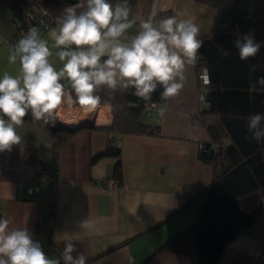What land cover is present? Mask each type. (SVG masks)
<instances>
[{"label":"crops","instance_id":"0c3cea01","mask_svg":"<svg viewBox=\"0 0 264 264\" xmlns=\"http://www.w3.org/2000/svg\"><path fill=\"white\" fill-rule=\"evenodd\" d=\"M18 2L11 6L12 15L26 8L24 0ZM78 2L45 0V6L55 23L63 8ZM109 2L115 5L119 0ZM129 6L130 17L147 19L155 8L156 20L168 16L192 20L200 28L199 38L210 33L217 15L215 8L196 0H129ZM138 30L137 23L127 34L135 35ZM55 31L52 27L40 35L48 41L53 52L50 61L59 69L62 62L56 56ZM12 35L0 36V76L5 72L20 74L19 63L8 59L11 45L18 41L9 46L6 40ZM200 67L203 66L191 70L177 97L154 104V109L144 116L146 123L159 128L158 133L116 135L118 158L102 156L93 160L104 151L108 140L105 130L112 125L107 104H100L91 113L78 106L64 108L55 124L46 127L32 118L24 120L17 128L20 144L10 152L0 153V218L10 219V227H27L45 253L61 262L64 241L71 239L86 256V264H141L149 257L146 264H191L187 256L152 254L161 244L193 226L203 192L212 182L213 166L201 156V150L212 141L213 132L208 129L212 124L204 120L206 116L200 115L208 106L200 104L197 92ZM83 119L92 121L93 127L84 128L60 147L55 146L47 126L75 127ZM214 130L216 140L227 146L228 139L216 127ZM57 158L59 183L55 186L41 180L40 169ZM117 161L119 175L114 173ZM107 179L117 186L108 188L104 184ZM30 184L39 187L34 195L27 192ZM48 204L56 207L52 238L43 233ZM85 221L94 227L85 226ZM219 264H264V217L226 245Z\"/></svg>","mask_w":264,"mask_h":264},{"label":"clouds","instance_id":"9594fccd","mask_svg":"<svg viewBox=\"0 0 264 264\" xmlns=\"http://www.w3.org/2000/svg\"><path fill=\"white\" fill-rule=\"evenodd\" d=\"M130 13L129 0L115 5L109 0H80L63 8L54 33L56 56L62 62L59 69L50 61L53 52L36 27L11 45L8 59L19 63L20 74L0 76V153L20 144L17 128L29 113L34 121L54 125L64 108L78 106L94 112L101 103L96 92L102 86L111 93L131 89L146 103L158 89L165 102L181 93L203 45L199 26L177 16L156 20L155 8L147 19L130 17ZM137 23L138 32L129 36ZM232 43L243 61L256 57L264 46L251 33ZM257 67L251 64L249 71L255 72ZM202 79L207 83V69ZM255 83L264 87V76ZM247 132L250 141L264 140V114L248 117ZM11 224L10 219L0 218V264H61L60 259L45 253L27 227ZM84 225L94 227L90 221ZM61 259L63 264L87 261L71 239L64 241Z\"/></svg>","mask_w":264,"mask_h":264},{"label":"trees","instance_id":"16d2710c","mask_svg":"<svg viewBox=\"0 0 264 264\" xmlns=\"http://www.w3.org/2000/svg\"><path fill=\"white\" fill-rule=\"evenodd\" d=\"M11 1L13 5L19 0ZM196 1L217 10L210 33L200 38L203 45L197 66L205 67L208 73V85L202 95L208 106L200 115L206 116L204 120L219 129L229 144L224 146L217 139L218 153L209 159L206 154L201 155L212 164L214 174L203 192L197 219L193 226L157 247L152 256L164 252L190 257L191 264H219L226 245L264 217V140L246 139L250 135L248 117L264 114V87L255 83L258 77L264 76V46L256 57L243 61L232 43L247 33L264 42V0ZM251 64L258 65L255 72L249 71ZM161 91L158 89L148 103H165L160 99ZM96 94L101 97L100 104L111 105L113 121L105 130L108 140L104 151L93 160L102 156L119 157L120 151L115 145L118 134L158 133V127L144 121L146 102L133 95L131 89L111 93L102 86ZM31 118L29 113L24 120ZM84 128L47 126L57 147ZM114 173H120L119 161L114 165ZM148 259L141 264H146Z\"/></svg>","mask_w":264,"mask_h":264},{"label":"built area","instance_id":"2783aa9c","mask_svg":"<svg viewBox=\"0 0 264 264\" xmlns=\"http://www.w3.org/2000/svg\"><path fill=\"white\" fill-rule=\"evenodd\" d=\"M26 3V8L22 11L15 13L10 21V25L13 29V35L10 40H6V43L10 46L11 43L18 40L23 34H25L30 28L36 27L41 32H45L50 28L54 27L57 28L56 23L50 16L46 6L45 0H24ZM206 69L205 67H200L198 69V87L197 92L200 98V104L206 105L208 104L206 100L202 97L203 93L206 90L208 85L202 79L203 70ZM208 75V73H207ZM154 109V103H144L143 105V112L149 114ZM213 147V154L218 153L219 145L217 143L212 144ZM58 148H56V151ZM201 154H205V151L201 150ZM58 158L54 159L52 162L44 163L41 166V180L50 183L53 185H57L59 183V167H58ZM104 184L108 188H115L117 186L116 182L107 179L104 181ZM39 191V187L37 184H30L27 188V192L29 194H36ZM56 207L54 205H47L46 206V218L43 227V233L48 236V238H52L53 230L56 225Z\"/></svg>","mask_w":264,"mask_h":264},{"label":"rangeland","instance_id":"374dc122","mask_svg":"<svg viewBox=\"0 0 264 264\" xmlns=\"http://www.w3.org/2000/svg\"><path fill=\"white\" fill-rule=\"evenodd\" d=\"M10 0H0V36H4L7 33L13 34V29L10 25V20L12 18V1L10 4L7 3ZM0 37V40L2 39ZM10 38V37H9Z\"/></svg>","mask_w":264,"mask_h":264},{"label":"water","instance_id":"95a60500","mask_svg":"<svg viewBox=\"0 0 264 264\" xmlns=\"http://www.w3.org/2000/svg\"><path fill=\"white\" fill-rule=\"evenodd\" d=\"M76 126H80V127H85V128H92L93 127V123L92 121H85L84 119L83 120H80V122L76 125ZM208 129L211 130L213 133H212V141L209 142L205 148H203L202 150L205 151V154L207 156V158H211L213 156V147H212V144L215 143L216 141V138H217V134L214 132V127L212 125L208 126Z\"/></svg>","mask_w":264,"mask_h":264}]
</instances>
